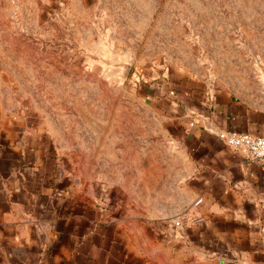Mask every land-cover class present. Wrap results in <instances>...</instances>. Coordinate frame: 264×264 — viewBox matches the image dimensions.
<instances>
[{
  "label": "rangeland",
  "instance_id": "rangeland-1",
  "mask_svg": "<svg viewBox=\"0 0 264 264\" xmlns=\"http://www.w3.org/2000/svg\"><path fill=\"white\" fill-rule=\"evenodd\" d=\"M179 72L264 97V0H0L4 100L43 118L77 180L173 188L180 128L145 84Z\"/></svg>",
  "mask_w": 264,
  "mask_h": 264
},
{
  "label": "crops",
  "instance_id": "crops-1",
  "mask_svg": "<svg viewBox=\"0 0 264 264\" xmlns=\"http://www.w3.org/2000/svg\"><path fill=\"white\" fill-rule=\"evenodd\" d=\"M179 74L145 84L182 157L173 188L146 197L72 176L43 118L8 105L0 80V264H264V162L219 135L264 136V97ZM182 214L198 220L179 231Z\"/></svg>",
  "mask_w": 264,
  "mask_h": 264
},
{
  "label": "built area",
  "instance_id": "built-area-1",
  "mask_svg": "<svg viewBox=\"0 0 264 264\" xmlns=\"http://www.w3.org/2000/svg\"><path fill=\"white\" fill-rule=\"evenodd\" d=\"M219 135L228 145L243 151L248 160L264 162V136L227 130L220 131ZM200 201L201 198L197 199L195 204H198ZM193 220L197 221L198 219L192 218L189 214H182L175 217L172 224L181 231Z\"/></svg>",
  "mask_w": 264,
  "mask_h": 264
}]
</instances>
